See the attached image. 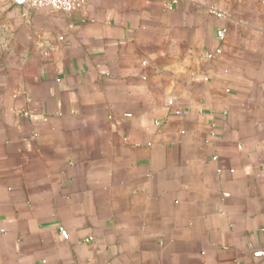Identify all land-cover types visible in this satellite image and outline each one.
I'll use <instances>...</instances> for the list:
<instances>
[{
    "label": "crops",
    "instance_id": "obj_1",
    "mask_svg": "<svg viewBox=\"0 0 264 264\" xmlns=\"http://www.w3.org/2000/svg\"><path fill=\"white\" fill-rule=\"evenodd\" d=\"M0 264H264V0H0Z\"/></svg>",
    "mask_w": 264,
    "mask_h": 264
},
{
    "label": "built area",
    "instance_id": "obj_2",
    "mask_svg": "<svg viewBox=\"0 0 264 264\" xmlns=\"http://www.w3.org/2000/svg\"><path fill=\"white\" fill-rule=\"evenodd\" d=\"M86 0H27L28 6L31 8H40V7H49L53 10L71 12L76 9L82 8L85 5ZM211 11L217 13L219 16H223L224 14L220 11H216L215 9H211ZM225 29H221L218 31L219 36H224ZM61 233L64 237L68 236V232L66 229L62 228ZM92 237H88L86 240H91Z\"/></svg>",
    "mask_w": 264,
    "mask_h": 264
}]
</instances>
